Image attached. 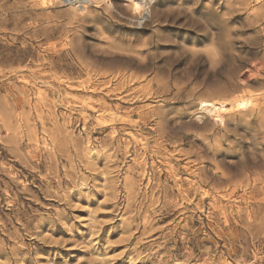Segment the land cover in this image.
<instances>
[{
  "label": "rangeland",
  "instance_id": "374dc122",
  "mask_svg": "<svg viewBox=\"0 0 264 264\" xmlns=\"http://www.w3.org/2000/svg\"><path fill=\"white\" fill-rule=\"evenodd\" d=\"M111 2L0 0V264H264V0Z\"/></svg>",
  "mask_w": 264,
  "mask_h": 264
},
{
  "label": "bare ground",
  "instance_id": "6f19581e",
  "mask_svg": "<svg viewBox=\"0 0 264 264\" xmlns=\"http://www.w3.org/2000/svg\"><path fill=\"white\" fill-rule=\"evenodd\" d=\"M38 1L41 2V4L48 5V4H52L53 0H38ZM50 1H51V3H50ZM93 1H95V0H93ZM105 1L111 9H115L111 0H105ZM129 1L131 2V7L133 9V12H135L137 14L142 13L140 15L139 20H138V22L140 24H142L143 22L147 21L150 18L149 8H150V5L153 3L154 0H128V2ZM137 6H139V7H137ZM84 10L86 11V8H84L83 11ZM241 106L243 108H245V106L243 104ZM223 108H224L223 103H220V102L203 101L200 103V110L204 113H207V114L213 116V117H216L217 122L223 121V118H222Z\"/></svg>",
  "mask_w": 264,
  "mask_h": 264
},
{
  "label": "built area",
  "instance_id": "2783aa9c",
  "mask_svg": "<svg viewBox=\"0 0 264 264\" xmlns=\"http://www.w3.org/2000/svg\"><path fill=\"white\" fill-rule=\"evenodd\" d=\"M58 4L64 7H74L77 9H84L91 7L94 4L93 0H55Z\"/></svg>",
  "mask_w": 264,
  "mask_h": 264
},
{
  "label": "snow or ice",
  "instance_id": "6c2138e0",
  "mask_svg": "<svg viewBox=\"0 0 264 264\" xmlns=\"http://www.w3.org/2000/svg\"><path fill=\"white\" fill-rule=\"evenodd\" d=\"M137 7H139V6H137Z\"/></svg>",
  "mask_w": 264,
  "mask_h": 264
}]
</instances>
